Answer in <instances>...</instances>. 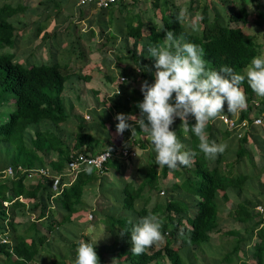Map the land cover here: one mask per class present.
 I'll use <instances>...</instances> for the list:
<instances>
[{
	"label": "trees",
	"instance_id": "obj_1",
	"mask_svg": "<svg viewBox=\"0 0 264 264\" xmlns=\"http://www.w3.org/2000/svg\"><path fill=\"white\" fill-rule=\"evenodd\" d=\"M201 1L203 5L200 7L202 23L200 29L193 27L191 23H182V15L177 5H172L169 12L162 16L160 27L156 24L147 25L146 35L142 34L145 23L141 20L135 26L128 24L124 40L131 37L134 48L140 44V51L135 53L131 50L130 56L133 63L140 68L138 77L142 82L147 80L151 84L155 81V58L148 55V48L150 45L166 44L165 30L173 32L175 39L181 43L190 42L202 48L203 59L210 69L219 70L222 66H228L235 72L244 74L252 59L260 56L261 46L255 41L254 36L246 35L239 25L249 23V12L244 6L236 13L227 14L214 4L213 8L216 7L214 18H210L209 0ZM212 1L216 2V0ZM134 3L135 0L132 3L119 2L111 6L113 8L111 12H109L111 8H100L101 11L97 16L103 18L113 16L115 6L120 16H131V5ZM19 9L22 10L23 7L18 3L15 8L10 2L0 4V48L17 47L19 35L16 32L18 28L15 25L14 15ZM232 23L236 25L232 26ZM41 30L42 28L39 27L34 33V39L39 36ZM99 32L105 35L104 44L114 38V35L108 31V24L99 29ZM94 33L92 29L84 37L80 33L65 34L61 37L58 30L45 31L40 38L51 52L52 59L49 58L43 63L24 64L14 60V54L0 53V95H7L4 98L6 101L11 97L14 100V109L9 113L7 120L0 123V239L7 236L10 241V243L0 242V260L4 257L13 264H26L28 261L34 264L44 262V246L51 245L53 235H60V232L63 235L62 228H65L66 224H73L72 215L84 207L85 186L97 182L101 194L106 191L103 184L104 175L93 166L91 174L83 170L72 181L69 175L63 173L70 152L95 153L100 151V144L106 146L113 144L104 121L113 117L115 107H121L123 113L139 115L140 110L136 104L143 100V94L128 82H125L119 94L110 98L109 108L90 112V120L78 113L73 114L72 104L64 98L63 92L71 79L67 80L70 75H66L61 68L66 62L62 63V60H58L56 52L63 43L67 44L66 40H68L71 43L68 45L73 43L68 50L75 57L81 58L84 56L82 48L91 47L93 45L91 40H96ZM103 61L105 65L108 64L107 59L103 58L102 63ZM134 72L136 74L135 70ZM241 87L246 94L247 108L240 111V119L247 118L251 121L253 116H262L264 97H261L259 104L255 105L253 100L256 94L247 80L241 84ZM225 113H227L226 102ZM262 118L264 119L263 116ZM115 123H118L116 119ZM194 123L195 118L190 117L189 124ZM181 125V120H176L170 129L177 133L178 139L184 145L183 150L198 153L191 166H179L180 171L175 172L167 166H162L159 171L156 159H153L149 171L138 188L131 185L130 181L121 178L119 186L124 194L120 206L111 204L106 211L103 207L102 211L98 212L106 218L105 220L108 221L107 216L111 219V226L107 224L108 229L122 239L118 247L108 246L113 255L123 257V260H117V264H165L164 258H167L171 264H183L180 252L174 248L175 244L192 248L199 243L210 241L213 231H220L218 220L221 205L216 200L217 191L223 192L222 197L225 201L234 196L235 208L229 214L232 215L235 223L242 226L228 231L229 234L234 235L231 241L234 245L223 255V260L220 259V262L214 264H264L263 218L254 208L256 204L264 203V135L253 130L258 126H251L237 140L233 154H226L229 150L227 148L223 154L209 161L199 151V140L195 134L190 130L185 131ZM211 128L212 124H208L205 133L207 132L209 140L213 141L214 134L210 132ZM136 129L135 140L131 138V143L138 142L142 145L138 137L144 132L140 131L138 125ZM98 132L105 136L102 142L96 136ZM130 134H132L131 130H125L122 134L125 142ZM230 134L227 129L221 131L222 139L228 138ZM218 141L216 138L215 142ZM250 143L259 149L258 154L262 161L259 165L256 164L258 159L253 156L252 148H248ZM109 164L115 165L120 170L119 159L112 158L107 162V166ZM8 166L15 168L13 176H5L1 173ZM17 166L27 169L48 166L52 172L62 174L60 183L64 182L66 185L58 195L53 196L54 190L49 177L38 176L36 179L28 180L25 173L16 169ZM169 172H172L174 177L181 178L179 187H182L184 196L178 198L173 196V193L171 196L168 195L165 201H156L149 206L151 201L149 191L156 189L159 186L160 176L165 178ZM254 180L257 183L252 185ZM175 184L173 183V189L166 188V192H175ZM248 188L255 192L253 197L250 198L247 194L239 199L241 193L244 191L246 193ZM19 196H22L23 200H20ZM101 198L103 202L109 201L106 196L102 195ZM138 199H141V203L137 207L135 202ZM3 201H8L9 204L5 206ZM191 207H195L193 212L190 211ZM111 208L115 209L114 212L124 211L125 214L119 215V218L113 217L114 212L111 213ZM149 213L163 219L162 234L166 237L165 244L163 248L154 249L153 245L143 254L134 255L131 252V228L141 217ZM121 230L129 232L121 235ZM70 232L71 230H68L65 234L68 235ZM71 238V246L78 247L80 241L76 240L80 237L75 235ZM85 242H89L88 238H85ZM101 248V245H95V250ZM99 252L97 254L100 264H111ZM74 254L77 255L76 251ZM64 256L65 254H62L60 259L49 262L71 264L66 262Z\"/></svg>",
	"mask_w": 264,
	"mask_h": 264
},
{
	"label": "crops",
	"instance_id": "obj_2",
	"mask_svg": "<svg viewBox=\"0 0 264 264\" xmlns=\"http://www.w3.org/2000/svg\"><path fill=\"white\" fill-rule=\"evenodd\" d=\"M4 2H10L13 8L16 7L17 3L23 7L22 10L19 9L14 15V20L15 25L18 28L16 32L19 35L16 49L18 48L21 52L17 55V60L24 64H32L36 63V61L43 62L49 59V50L44 46L45 44L37 42V40H39L38 38H40L45 31L52 32L53 30H58L61 36L64 34L76 35L79 31L83 37L88 35L92 29L95 31L94 34H96V40L92 39L91 43H93V45L96 43L97 46H84L82 48L84 56L77 58L73 55L74 58L71 57L68 59L69 64L73 67L78 62V73L77 75H73L71 80L67 83L63 96L65 99L69 97L70 100L66 99V101H71L73 111L82 116L86 115L85 112L90 113L102 111V108H109L111 106L110 98L114 95L115 88L118 86L121 90L122 86H125V83H118L120 75L127 76V82H131L130 84L140 91L142 80L139 79L137 75L135 78L134 63L130 56L131 50H134L135 53L140 51V44L134 48L131 37L125 40V43H118L119 39L122 37L124 38L129 25L132 24V26H135L141 20L145 23V26H143L142 29V34L146 35L148 32L147 25L156 24L157 27H160L161 25L158 23H162V16L169 12L172 5L179 6L181 15L188 11H198L199 8L197 7L203 5L201 0H136L135 3L131 5V16H120L117 7L115 6V16H105V18H103L97 16L101 11L100 8L92 3L81 5L77 0H0V4ZM209 3L210 8L214 7V4L218 6V4L212 0H209ZM140 7L144 9V12L150 11L149 16H144L139 11ZM112 10L113 8L109 9V12ZM247 11L249 12V10ZM123 13L126 14V12ZM250 15L251 13L249 12L248 16ZM181 21L183 24L191 23V20L184 18V16L181 17ZM105 24H108V31L114 35V38L110 39L106 44H104L105 35L99 32V29H102ZM39 27H41L42 30L39 33V36L36 37L37 39H34V33L38 31ZM144 30H146V32H144ZM99 34L102 35L100 36ZM27 35H29V41L24 40V37ZM21 40L24 43H21ZM112 41L113 43L111 44ZM62 45L57 50V54L61 47L63 48ZM93 47L94 49H92ZM36 48L37 50H41L43 55L44 53L46 54V58L42 59V61L33 57L34 54L32 53H34ZM60 55L61 54H58L56 57L58 58ZM103 58L107 59V65L104 64V61L102 63ZM85 60L87 61L85 62ZM152 82L154 83V81ZM76 85L80 87H76ZM66 94L67 96H65ZM129 104L131 106V103ZM89 109L94 111H90ZM114 111L113 117L105 120L104 124L109 130L112 143L123 144V136L117 134L114 119L117 113L123 111L121 107H115ZM83 112L84 114H82ZM134 114L138 115V113ZM90 119L91 118L89 117L88 120ZM176 120L180 119L176 118L175 121ZM209 124H212L210 132L214 134V141L216 138L219 140L218 144L227 143L228 145L230 138L235 140L232 144L237 142L238 139H236L232 133L228 138L222 139L221 131L226 128L218 118L214 121H210ZM205 134L207 135V132ZM96 136L101 139V142L105 137L100 132L96 133ZM138 138H140L142 145L135 143L138 145L137 156L128 160L119 159L121 161L120 170H118L115 165L109 164L106 171L103 173V184L106 189L105 192L106 194L115 195L114 198L118 201L119 205H121L124 194L119 186L121 184V178L123 177L125 180L130 181L131 185L138 188L147 173L146 167H151L153 159H156V153L150 141V137L146 133H143L140 134V137ZM105 146L106 145L104 144H100V150ZM161 167L162 166L158 167L159 171L161 170ZM173 171H180V167ZM160 181L163 183L161 184ZM173 183H176L174 185L176 191H170L168 192V195L171 196L174 193L173 196L178 198L184 196L182 187H179L181 184L180 177H174V174L169 172L165 178H162L161 176L159 178V186L162 185L164 188L173 189ZM113 184H115V186H113ZM88 193L91 195L87 199L86 195ZM100 195L101 192L97 182L92 183L91 186L90 184L85 186L83 194L84 207L72 215L71 219L73 224L71 225L80 226L86 221H89L88 211H93L100 206V202H97V198L98 196L100 197ZM101 203L106 204L103 201H101ZM135 203L137 204V202ZM139 204L136 206L138 207ZM192 205L193 203H191V206ZM223 208L227 209V212L229 213L235 208V206H230L229 208L223 206ZM194 210L195 207H191L190 211L193 212ZM240 226H242V224H240L239 227ZM187 250L189 251V248ZM6 264L13 263L8 261ZM183 264H186V262H183Z\"/></svg>",
	"mask_w": 264,
	"mask_h": 264
},
{
	"label": "clouds",
	"instance_id": "obj_3",
	"mask_svg": "<svg viewBox=\"0 0 264 264\" xmlns=\"http://www.w3.org/2000/svg\"><path fill=\"white\" fill-rule=\"evenodd\" d=\"M165 40L166 44L164 46L150 45L148 48V55L155 58V81L149 84L147 80H144L141 84L140 91L143 94V100L136 104V107L140 110L139 115L121 112L114 117L118 121L116 124L117 134L122 135L125 130H131L132 134H130L126 142L123 141V144H113L132 148L136 151L135 156H137L138 145L131 143V138L135 140L134 135L137 132L136 125H138L140 131L150 137L156 153L157 165L167 166L169 169L175 170L179 166H191L194 158L198 155L196 151L183 150L184 145L178 139L177 133L170 129L175 119L179 118L181 120V127L185 131L190 130L195 134L199 140V151L206 158L214 160L219 154H223L228 148L227 143L218 144L214 140L210 141L205 134V130L209 122L217 118L224 124L220 118L221 115L240 119V112L237 116L228 115L227 113L236 114L238 111L246 110L247 98L241 87L245 80H247L250 88L258 97H264V55L254 57L246 72L241 74L228 66H222L219 70L208 68L206 61L203 59V49L194 43H181L175 39L171 31L165 30ZM134 70L136 71L135 75L138 76L140 68L136 66ZM121 77L125 79L121 81ZM118 79V83L123 84L127 82L128 77L120 75ZM119 92L120 88L117 86L114 95L119 94ZM225 102L227 113H225ZM253 102L255 105L259 104L256 97ZM190 116L195 118V123L191 125L189 124ZM83 117L88 119L89 115L86 114ZM224 126L230 131L225 124ZM233 135L236 139L240 138L235 134ZM133 157L112 158L128 160ZM107 167L106 163V169ZM106 169L99 173L103 174ZM85 171L91 174L93 167L88 166ZM37 177L28 178L26 176L28 180L36 179ZM68 177L70 178V176ZM161 193H164V189H162ZM19 197L22 198H19L20 200H23L22 196ZM91 217L92 214H89V219ZM162 227L163 219L155 214L149 213L141 217L130 231L131 252L134 255H140L146 249L162 242L163 239L166 241V237L162 234ZM125 232L129 231L121 230L120 234L123 235ZM3 237L7 238V242L2 243H10L7 236ZM96 242L97 240L95 242L81 241L79 243L76 249L75 264H100L99 256L95 250ZM174 248L180 253L184 249L179 244H175ZM189 252V255L193 258L195 246L189 248ZM26 264H31V262L28 261Z\"/></svg>",
	"mask_w": 264,
	"mask_h": 264
},
{
	"label": "rangeland",
	"instance_id": "obj_4",
	"mask_svg": "<svg viewBox=\"0 0 264 264\" xmlns=\"http://www.w3.org/2000/svg\"><path fill=\"white\" fill-rule=\"evenodd\" d=\"M218 6H216L217 8H220L223 11H226L227 14H232V13H236L238 11V9L240 7H245L247 10H249V12L251 13L250 16H248V24H239L243 30V32L246 35H252L255 38V41L261 46L260 47V56L264 55V0H216ZM201 6H198L197 8L198 11L193 10V11H188L187 13L185 12L182 16H184V18H188L191 20V24L193 27L195 28H201L202 23H201ZM215 7V8H216ZM215 8L211 7L208 11V16L210 18H214V14H215ZM144 16H149V12H144V9L140 7L139 10ZM131 15V13H130ZM159 25L161 24V22L158 23ZM236 25L235 23H232V26ZM144 32H146V30H144ZM66 33V32H65ZM79 34V31L77 32ZM65 35V34H64ZM64 35H62L61 37H63ZM70 38V37H69ZM67 38V39H69ZM71 39V38H70ZM24 40L29 41V35L24 37ZM41 38H39V40H37V42L41 43ZM74 40V39H73ZM64 41V40H63ZM101 41V40H100ZM67 44H63V48L61 47L60 51L58 54H61L60 56H58V60H62L63 62H66V65H62L61 68L63 70V72L66 75H70L69 78H67V80L71 79V77L73 75H77V70H78V62L76 63V65H74V67L69 64L68 59H70L71 57H73V54L70 52L71 46L72 45H68L71 44L69 43L68 40H66ZM21 43H24L21 40ZM101 43V42H100ZM113 43V41L111 42V44ZM119 44L125 43L124 38L122 37L121 39H119L118 41ZM95 47L97 46V44H94ZM93 45V46H94ZM20 48V47H19ZM59 49V48H58ZM94 49V47L92 48ZM0 53H5V54H14V60H17V55L20 52V50H18V48H13V46H5V47H1L0 48ZM34 58L36 57L37 59H40V61H42V59L46 58V54L41 50H37V48L35 49L34 53ZM57 54V55H58ZM48 56L50 58V60L52 59L51 57V52L48 53ZM74 58V57H73ZM49 60V61H50ZM74 61V60H73ZM39 61H36V63ZM51 62V61H50ZM43 63V62H42ZM137 65L134 64V68ZM247 70V68L245 69V71ZM76 72V73H74ZM131 83V82H128ZM76 87H80L77 86ZM7 95L3 94L0 95V123L1 122H5L8 118L9 113L14 109V100L11 97V99L9 101H6L4 98H6ZM12 96V95H11ZM67 96V94L65 95ZM10 97V95L8 96ZM260 98L256 95V100H258V102H260ZM66 99H69V97H67ZM13 100V102H12ZM70 100V99H69ZM71 103V101H70ZM90 111H94L89 109ZM240 111H238L236 114H232L233 116H237L238 113ZM73 114H77V112L73 111ZM84 114V112L82 113ZM85 114L90 115V113L85 112ZM264 117V114L262 115ZM261 116V117H262ZM88 120V119H87ZM253 130L258 131L261 135H264V120L262 121V123L254 128ZM235 140L230 138L229 142H228V147L229 150L226 152V154H233V150L236 147V143L232 144ZM234 147V148H233ZM248 148H252L253 152V156H255L257 160V165L261 164V159H260V154H258L259 149L255 146H252L251 143L248 144ZM227 156V155H226ZM206 160V158H205ZM209 160V159H208ZM212 161V160H209ZM208 163V161L206 160V164ZM263 164V163H262ZM150 169V166L146 167V171L148 172ZM256 179H258V176L256 177ZM160 183L162 184L163 182L160 181ZM254 183H257L256 180H254V182H252L251 184L253 185ZM89 185V184H88ZM91 186V184H90ZM94 186V185H93ZM259 187V186H258ZM162 189H164V193H161ZM250 188H248L247 192L245 193V191L243 193H241V196L239 197V199H242V196H246L248 194V196L250 198L253 197L254 195V191L253 190H249ZM257 190V189H255ZM91 191V190H90ZM167 189L164 188V186L160 185L158 186V188L153 189L152 191H150L149 196L151 198V201L149 203V206H151L154 202H162L165 201V199L168 196V192H166ZM258 191V190H257ZM114 192V191H112ZM223 192L222 191H217L216 194V200L218 202V204L221 205V210H220V217L218 220V227H220V231H213L211 233V239L210 241L207 242H202L199 243L195 246V255L193 256V258L189 255V251L187 250V247H184L183 251L180 253L181 258L183 262H186V264H190V263H194V264H214L217 262H220V259L223 260V255L225 253H227L230 250V247H232L233 242H231L233 240L234 235H231L228 233L229 230H233L235 228L239 227V223H235V221L232 218V215L229 214L227 212V209H224L223 206H226V208H229L230 206L233 207L235 205V201H234V196L231 197L230 199H228L227 201H225V199L222 197ZM91 194H87L86 198L88 199L89 196ZM106 196V198H108V202L104 201L103 204L101 203L102 198H100L101 196ZM113 194H106V192L100 195V197L98 196L97 198V202H100V206L97 207L95 209V211H88L89 214H92L91 219H89V221H86L85 223H83L81 226H74V225H65V228H62V232L63 235L65 233L68 232V230H71L70 234L66 235L65 237L62 235V233L60 232V235H53L52 239H51V245L50 246H44V262H40L42 264H52L51 260H58L61 258L62 254H65L64 258L66 259V262L74 264L75 260H76V255L74 254V252L76 251L77 247H72L70 244V240L72 239L71 237L73 236H78L80 238H78V240L76 241H85V238H88L89 241L91 242H96V245H101L103 250L99 249L97 252L101 251V253L99 252V254H102V256L106 259L107 262L111 263V264H117V260H123L122 258L117 257L116 255H113L112 252L109 250V247L113 245V247H118L120 241H122L121 238H119L117 235H115L116 233H114V231H110L108 228V225L111 226L110 223V218L107 216L108 221L105 220L106 218L103 217L102 214H99L98 212H101V208H103L104 211H106V208H109V206H111V204H117L118 206L119 203L118 201H116V199L114 198ZM117 197V196H116ZM137 204L141 203V199H138V201H136ZM136 204V203H135ZM136 204V205H137ZM116 206V207H118ZM115 207V208H116ZM117 209V208H116ZM114 208H111L110 211L111 213L114 212ZM118 210H121L118 208ZM124 211H118V212H114L112 214L113 217L119 218V215H123L125 213H123ZM115 214V215H114ZM158 214V213H156ZM162 214V213H161ZM118 215V216H117ZM123 216H120V218ZM108 224V225H107ZM59 236V237H58ZM56 237V238H55ZM66 237L68 239H66ZM165 244V239H163L162 242L157 243L154 246V249L157 248H163ZM109 246V247H108ZM183 247V246H182ZM242 259H245L244 257H242ZM163 261L165 262V264H171L170 261L167 258H164ZM249 261H253L252 259H249ZM8 262L7 259H5L4 257H2V260H0V264H6ZM123 262V261H120ZM31 264H34V262Z\"/></svg>",
	"mask_w": 264,
	"mask_h": 264
},
{
	"label": "built area",
	"instance_id": "obj_5",
	"mask_svg": "<svg viewBox=\"0 0 264 264\" xmlns=\"http://www.w3.org/2000/svg\"><path fill=\"white\" fill-rule=\"evenodd\" d=\"M79 4L93 3L95 6L99 8H108L113 4H116L119 1L132 3L134 0H77ZM121 81L124 80V77L120 78ZM88 117V116H87ZM221 120L227 126V128L235 134L238 138L242 137L245 131L249 130L251 126H259L263 118L261 116L252 117V120L249 121L247 118H232L227 115H221ZM111 150V153H110ZM136 155V151L132 148L122 145L110 144L103 150L96 153H78V152H70L69 159L66 163V169L63 172L70 176L71 180H73L76 175L85 170L88 166L95 167L99 172H103L106 169L107 161L112 157L118 158H128ZM21 173H26L28 178H32L33 176H46L49 177L52 181V189L54 190V195H58L66 183H60L62 174H55L51 171L48 166H42L38 168L26 169L21 166L16 168ZM15 172V168L13 166H8L4 170H2L3 175L5 176H13ZM22 199L21 197H19ZM3 204L6 206L8 204L7 201H3ZM255 211L261 214L263 218L262 224L264 225V203L256 204ZM1 242H7V238L3 237Z\"/></svg>",
	"mask_w": 264,
	"mask_h": 264
}]
</instances>
